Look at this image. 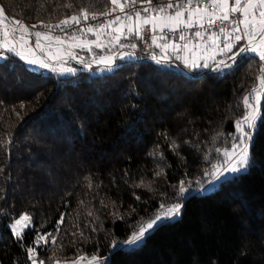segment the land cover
I'll return each instance as SVG.
<instances>
[{
	"label": "trees",
	"instance_id": "trees-1",
	"mask_svg": "<svg viewBox=\"0 0 264 264\" xmlns=\"http://www.w3.org/2000/svg\"><path fill=\"white\" fill-rule=\"evenodd\" d=\"M66 2L73 8L63 7ZM0 6L30 26L57 23L82 6L110 7L106 0H0ZM5 55L0 264H30L21 243L32 245L37 231L57 240L37 249L46 264H64L78 249L106 257L105 264H264V120L255 130L248 170L211 192H194L195 181L221 159L214 149L232 142L258 61L239 60L217 72L189 70L174 59L180 67L125 59L110 71L77 66L75 74L59 75ZM261 106L264 111V96ZM172 140L178 149L169 147ZM182 179L193 187L180 200L178 218L160 222L135 248L110 247L161 203L176 202ZM36 198L44 207L29 209L26 201ZM26 210L35 215L21 241L8 225ZM79 232L85 238L73 235Z\"/></svg>",
	"mask_w": 264,
	"mask_h": 264
},
{
	"label": "snow or ice",
	"instance_id": "snow-or-ice-1",
	"mask_svg": "<svg viewBox=\"0 0 264 264\" xmlns=\"http://www.w3.org/2000/svg\"><path fill=\"white\" fill-rule=\"evenodd\" d=\"M106 4L110 7L100 12L82 6L55 25L40 21L39 25L31 26L20 19L7 17L5 9L0 7V59H6L5 54L10 53L29 66L47 69L59 75L75 74V68L66 66L69 60H76L88 71L92 70L93 65L97 66L98 71H110L117 59L124 60L135 55L137 45L124 41L131 38L144 39V32L150 31L149 47L160 50L159 54L153 53L150 56L157 65H170L174 58L189 70L203 68L222 72L224 69H232L239 60L258 61L253 86L242 98V116L234 121V133L229 134L232 142L228 147L214 149L221 159L211 164L210 169L204 170V178L196 180L195 186L207 190L206 186L215 185L226 175L246 170L250 164L255 130L258 123L264 120L261 106V97L264 96V0H203V3L201 0H166V3L159 4L153 0H106ZM137 4L142 7L137 8ZM63 7L72 9L73 4L66 2ZM117 11L119 14H116ZM101 17L104 18L102 21ZM89 19L98 22L77 27ZM38 26L47 31H33ZM53 28L62 32L73 28L76 30L62 38L60 35H52ZM190 29L197 30L190 35L186 34ZM165 30L173 35L178 34V39L183 43H175L171 37L164 35ZM89 34L95 39H88ZM32 37L35 38L34 46ZM117 46L131 51L114 52ZM77 48L92 53V59L86 61L83 57L78 58L73 51ZM93 48L107 51V54L97 55L93 53ZM39 52H43V55ZM164 135L165 139L169 138L167 134ZM169 147L176 150L179 145L172 140ZM176 154L179 155L178 152ZM161 174L156 173L157 176ZM137 186H144L143 182ZM176 187V202L169 205L161 203L153 216L138 226L134 225L126 239H113L110 247L135 248L160 221L180 216L183 207L180 200L193 186L182 179ZM88 215L91 216L92 212ZM63 222L62 213L56 221V231H60ZM8 227L16 239L23 241L25 230L32 227V217L27 213L20 214ZM93 231L96 229L93 228ZM77 234L85 238L83 232L73 233L74 236ZM49 238L52 244L57 243L52 233L39 231L32 245L21 243L30 264H46V260L39 258L37 249L46 246ZM72 243L75 245V241ZM106 260V257L97 254L90 257L80 254L78 249L75 257L64 264H105ZM54 264L61 262L57 260Z\"/></svg>",
	"mask_w": 264,
	"mask_h": 264
},
{
	"label": "built area",
	"instance_id": "built-area-1",
	"mask_svg": "<svg viewBox=\"0 0 264 264\" xmlns=\"http://www.w3.org/2000/svg\"><path fill=\"white\" fill-rule=\"evenodd\" d=\"M153 2H154L155 4L166 3V0H153ZM201 2L203 3V0H201ZM136 7L139 8V7H142V5L137 4ZM98 12H100V11H98ZM116 14H119V12L117 11ZM114 15H115V14H114ZM6 16H7V15H6ZM7 17H8V16H7ZM9 18H10V17H9ZM11 18H12V17H11ZM111 18H113V17H109V19H111ZM12 19H15V18H12ZM103 19H104V18L101 17V18H100V21H102ZM20 20H21V19H20ZM22 22L25 23L23 20H22ZM97 22H98V21H92L91 19H89V21H87V22H83V21H82V24H81L80 26H77V27H84V26H87L88 24L95 25ZM6 23H7V21H6ZM25 24L28 25L27 23H25ZM51 24L55 25L56 23H51ZM37 25H39V23H38ZM28 26H30V25H28ZM216 27L218 28L219 25H217ZM75 30H76V29L73 28V29H69V30H66V31L62 32L60 29H55V28H53V29L51 30V33H52V35H60V36L63 38V37H65V36H67V35H71V33H72L73 31H75ZM195 30H197V29H190V30H187V33H186V34H189V35H190V34H191L192 32H194ZM33 31H42V32H43V31H47V29L43 28L42 26H38V27H37L36 29H34ZM143 35H144V39H140V47H139L138 49H135V50H134V51H135V55H134V57H132V58H126V59H134V60L147 59V60H149V61L155 63V62L152 61L151 58H150L151 54H153V53H156V54H157L155 47H149V45L151 44V39H150L151 32H150V31H146V32H144ZM164 35H166V36H168V37H171L172 40L178 39V34L173 35V34L167 33L166 30H165ZM87 38L90 39V34L88 35ZM34 40H35V38L32 37V41H33V43H34ZM73 51H74L75 54L78 56V58H79V57H83L86 61L92 59V53H89L87 50H86V53L80 51V49H78V48H77V49H74ZM120 51H131V49H120V48H118V49L114 50V52H117V53L120 52ZM42 53H43V52H42ZM106 54H107V53H106ZM102 55H105V54H102ZM220 58H225V59H226V57H220ZM220 58H218V59H220ZM117 60H120V59H117ZM117 60H116V61H117ZM124 60H125V59H124ZM72 61H73L77 66L83 68V65H82V64L77 63V61H75V60H72ZM172 63L175 64L176 66L180 67V66H179L178 64H176L174 61H172ZM93 67H96V68H97L96 65H93ZM93 67H92V68H93Z\"/></svg>",
	"mask_w": 264,
	"mask_h": 264
},
{
	"label": "rangeland",
	"instance_id": "rangeland-1",
	"mask_svg": "<svg viewBox=\"0 0 264 264\" xmlns=\"http://www.w3.org/2000/svg\"><path fill=\"white\" fill-rule=\"evenodd\" d=\"M0 7H1V6H0ZM31 42H32V44H33V41H32V40H31ZM33 46H34V44H33ZM80 51H81V49H80ZM39 54H40V55H43L41 52H39ZM75 61H76V60H75ZM71 64H74V65L76 66V68H77V65H76L72 60H69V63H68L66 66H67V67H73V65H71ZM35 69H37V70H47V69H41V68H39V67H35ZM54 73H56V72H54ZM262 98H263V96L261 97V101H262ZM247 170H248V168H247L246 170H243V171L239 172V173L246 172ZM239 173L226 175V177L222 178L221 181H223V180H225V179L232 178L233 176H235V175H237V174H239ZM8 180H10V178H9ZM221 181H220V182H221ZM220 182L216 183L215 185H213V186H211V187L206 186L207 190H201V189H198V190H195L194 192H200V193L211 192V191L215 190V189L218 187V185H219ZM34 202H35V203H32V202L29 200V201H26V204H25V205L28 206L29 209H34V206H35V205H38V206L41 207V208L44 207V201H43L42 198H36V199L34 200ZM24 213L29 214L31 217H32L33 214L35 215V213L33 212V210H31V211H27V210H26V211H23L21 214H24ZM18 217H19V216H17L15 219H17ZM178 217H179V216H178ZM178 217H174V218H172V219H176V218H178ZM166 220H168V219H166ZM162 221H165V220H162ZM162 221H160V222H162ZM160 222H159V223H160ZM159 223H158V224H159ZM122 248H127V249H128V247H123V246H122Z\"/></svg>",
	"mask_w": 264,
	"mask_h": 264
},
{
	"label": "crops",
	"instance_id": "crops-1",
	"mask_svg": "<svg viewBox=\"0 0 264 264\" xmlns=\"http://www.w3.org/2000/svg\"><path fill=\"white\" fill-rule=\"evenodd\" d=\"M209 11H211L210 8H209ZM90 39H95V37L90 35ZM134 39H135V38H131L130 40H125L124 43H135V44L137 45V44H138L137 41H136L137 39H136V40H134ZM173 41H174L175 43H179V44H182V43H183V41H180L179 39H175V40H173ZM105 43H107V39H105ZM33 44H34V43H33ZM139 47H140V46H137L136 49H138ZM118 48H119V47L117 46L116 48L113 49V51L116 50V49H118ZM155 49H156V48H155ZM81 51L84 52V53H86V50H82V49H81ZM92 51H93V53H95V54H97V55H102V54H106V53H107V51H103V52H102L100 49H96V48H93ZM159 51H160L159 49H156L157 54H159ZM41 53H42V52H41ZM38 54H39V53H38ZM42 54H43V53H42ZM217 58H220V57H217ZM173 59H174V58H173ZM26 64H27V63H26ZM27 65H28V64H27ZM71 65H73V68L77 69L76 66H75L74 64H71ZM28 66H29V65H28ZM30 67H32V68L35 69L34 66H30Z\"/></svg>",
	"mask_w": 264,
	"mask_h": 264
},
{
	"label": "water",
	"instance_id": "water-1",
	"mask_svg": "<svg viewBox=\"0 0 264 264\" xmlns=\"http://www.w3.org/2000/svg\"><path fill=\"white\" fill-rule=\"evenodd\" d=\"M7 15V14H6ZM8 17H10L9 15H7ZM11 18V17H10Z\"/></svg>",
	"mask_w": 264,
	"mask_h": 264
}]
</instances>
